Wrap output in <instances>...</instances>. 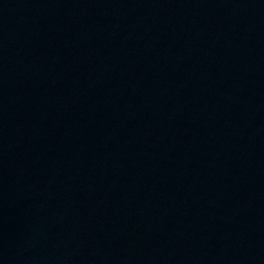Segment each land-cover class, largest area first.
Masks as SVG:
<instances>
[{"label": "water", "instance_id": "water-1", "mask_svg": "<svg viewBox=\"0 0 264 264\" xmlns=\"http://www.w3.org/2000/svg\"><path fill=\"white\" fill-rule=\"evenodd\" d=\"M0 264H264V0H0Z\"/></svg>", "mask_w": 264, "mask_h": 264}]
</instances>
